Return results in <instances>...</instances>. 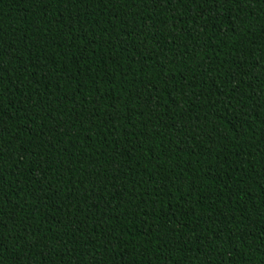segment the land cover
<instances>
[{
    "label": "trees",
    "instance_id": "1",
    "mask_svg": "<svg viewBox=\"0 0 264 264\" xmlns=\"http://www.w3.org/2000/svg\"><path fill=\"white\" fill-rule=\"evenodd\" d=\"M0 264H264V0H0Z\"/></svg>",
    "mask_w": 264,
    "mask_h": 264
},
{
    "label": "snow or ice",
    "instance_id": "2",
    "mask_svg": "<svg viewBox=\"0 0 264 264\" xmlns=\"http://www.w3.org/2000/svg\"><path fill=\"white\" fill-rule=\"evenodd\" d=\"M241 2H242V0H241ZM113 246H115V245H113Z\"/></svg>",
    "mask_w": 264,
    "mask_h": 264
}]
</instances>
